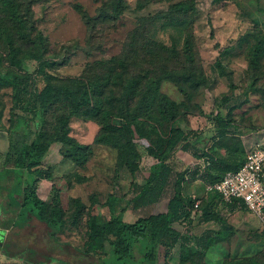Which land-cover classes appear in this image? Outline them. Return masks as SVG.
I'll list each match as a JSON object with an SVG mask.
<instances>
[{
    "label": "rangeland",
    "instance_id": "1",
    "mask_svg": "<svg viewBox=\"0 0 264 264\" xmlns=\"http://www.w3.org/2000/svg\"><path fill=\"white\" fill-rule=\"evenodd\" d=\"M109 1L0 0L2 71L20 76L23 86L34 92L40 85L36 71L40 60L54 61L52 70L61 77L82 79L87 76L98 83L114 103L111 106L106 102L101 110L90 105L82 107L70 120V134L75 142H53L45 157L44 166H52V176L40 180L41 196L51 203L54 182L62 190L67 224L59 234L60 243L50 237L44 221L32 216L28 223L14 225L10 220L15 219L14 212H2L0 263L61 264L68 261L94 264V258L83 255L77 247L87 240L90 220L109 217L111 212L106 205L94 204L92 195L97 194L103 203L108 194L115 191L118 197L116 212L125 207L133 195V181L143 182L157 160L149 147L160 146L158 128L169 138V146L173 149L169 161L184 173L183 179L180 185L169 187L159 202L138 209L129 207L124 219L131 221L141 214L165 210L169 197L180 190L187 198L203 202L208 198L206 186L212 183L201 157L204 143L199 144V148L192 146L191 151L184 150L182 137L189 129L200 131L206 127L205 113H225L224 95L248 94L249 101L236 109L233 117L249 149L264 142V0H192L194 11L169 18L165 14L170 4L179 0H126L127 8L119 15L110 10ZM77 4L95 18L91 23H86ZM12 6L18 7L24 27L12 17ZM33 26L36 28L33 37L40 31L45 38L43 42L23 36V32ZM188 28L194 34L193 60L186 57L183 49ZM10 35L21 47L35 51L36 57L29 63L28 73L17 72L7 60ZM260 40L263 49L254 65L252 54ZM173 67L177 71H189L190 75L176 78L175 74L168 73L160 83V93L180 103V118L172 123L159 122L147 110L145 101L151 84L145 82L146 76L161 75L164 68ZM133 77L142 81L133 84L135 94H131L129 105L123 104ZM11 106V87L0 83L2 153L9 145L14 118ZM60 107L55 106L48 112L46 128L51 134L57 130ZM115 112L119 116L134 115L142 134L126 142L118 129L120 147L95 142L101 126L111 123ZM120 121L124 120L115 118L117 128H120ZM120 149L127 158L138 163L136 175L118 164ZM28 176L26 173L24 177ZM4 185L0 179V202L3 204L7 199ZM221 215L229 223L223 238L219 243L212 239L207 253L198 255V264H264V218L245 208L231 212L225 207ZM188 225L184 222L180 227L186 229ZM203 225L196 218L190 231L201 233L207 229ZM173 251L178 252V247ZM174 255L178 257V253Z\"/></svg>",
    "mask_w": 264,
    "mask_h": 264
},
{
    "label": "trees",
    "instance_id": "2",
    "mask_svg": "<svg viewBox=\"0 0 264 264\" xmlns=\"http://www.w3.org/2000/svg\"><path fill=\"white\" fill-rule=\"evenodd\" d=\"M109 3L110 10L117 15L127 8L126 0H110ZM76 6L84 14L86 23L89 24L95 19L83 12L85 10L82 5ZM13 9H16L14 14ZM194 10L192 0H179L170 4L165 17L185 15ZM29 12L31 13L30 7H28ZM11 15L15 22L24 27L23 17L19 15L17 6H12ZM35 31L36 28L33 26L29 31H24L23 36L31 41L43 42L45 38L40 31H37L33 37ZM193 45L194 34L188 28L183 49L190 60H193ZM262 49L263 41L260 40L253 51L252 64L257 65ZM34 52L32 49L18 45L12 35L8 37L7 60L17 72L28 73L29 63L36 57ZM54 63L46 59L40 60L36 68L40 85L34 92L23 86L20 76L4 72L0 67V83L11 87V111L14 113L8 148L4 153L0 151V169L3 170L0 179L5 182L4 188L7 190L5 203L0 202V214L14 212L15 219L9 217L14 225L26 224L34 216L48 225V234L60 243L59 234L64 232L67 224L62 190L54 182L51 187V203L41 196L40 180L50 179L52 176V166H44L45 157L53 142L62 144L75 142V138L70 134V120L82 107L90 105L96 110H101L106 102L111 106H114V103L104 94L103 88L101 89L100 85L91 81L89 77L63 78L52 70ZM162 71L161 75L146 76L145 82L150 83L151 86L145 102L148 103V112L157 121L172 123L179 120L181 105L160 93V83L168 73L175 74L176 78L190 73L177 71L174 67L164 68ZM56 79L58 81H52ZM141 81V78L133 77L130 89L124 94L123 104L129 105L132 95L135 94L133 84H139ZM222 99L225 113L219 112L217 115L205 113L206 127L202 128V131L189 129L182 137L185 140L184 150L191 151L192 146L195 149L199 148V144L204 143L201 157L206 162V174L211 182L220 180L227 170L239 168L246 155L243 134L233 114L236 109L249 101L248 94L224 95ZM59 105L61 111L57 115V130L51 134L46 128L48 112ZM118 117L124 120L120 121V128H117L115 123V118L119 119ZM118 129L121 130L126 142H131L136 134H142V129L134 115L119 116L115 112L112 122L101 126L95 142L120 147L117 139ZM1 131L0 128V133ZM158 131L159 148L149 147L150 153L157 160L151 165L150 175L143 182L133 181V195L125 207L116 212L118 197L115 191L109 193L103 203L100 202L97 194L92 195L94 204L106 205L111 212L109 217L90 220L87 240L82 246L77 247L83 255L93 257L94 264H198V255L207 253L213 238L219 243L229 225L226 219L222 218V209L226 207L231 212L247 209L243 200L234 198L227 201L219 192L212 190L208 191V198L200 202L199 208L202 213L198 218L199 215L194 213V199L187 198L180 190L169 197L165 210L141 214L135 220H125L124 214L129 207L138 209L159 202L169 187L180 185V180L183 179L184 173L176 168L174 162L169 161L173 149L169 146L168 136L160 128ZM201 136L204 137V141ZM221 148L225 150L224 154L219 151ZM118 164L128 167L131 173L136 175L138 163L127 158L121 149L118 154ZM26 173L29 175L27 178L24 177ZM214 204L217 206L213 207ZM196 218L199 223L219 218L222 229L217 231L209 228L201 233H194L190 231V226ZM184 222L189 223L186 229L180 227ZM3 223L5 224L6 221ZM176 246L178 252L173 251ZM162 253L163 260H161ZM174 253H178L177 258ZM61 264L71 263L62 261Z\"/></svg>",
    "mask_w": 264,
    "mask_h": 264
},
{
    "label": "built area",
    "instance_id": "3",
    "mask_svg": "<svg viewBox=\"0 0 264 264\" xmlns=\"http://www.w3.org/2000/svg\"><path fill=\"white\" fill-rule=\"evenodd\" d=\"M230 201H244L247 209L264 218V142L257 143L246 152L244 162L237 169L227 170L223 177L206 186ZM200 202H195L194 213L200 214Z\"/></svg>",
    "mask_w": 264,
    "mask_h": 264
},
{
    "label": "crops",
    "instance_id": "4",
    "mask_svg": "<svg viewBox=\"0 0 264 264\" xmlns=\"http://www.w3.org/2000/svg\"><path fill=\"white\" fill-rule=\"evenodd\" d=\"M243 141H244V143H245V146H246V152L249 150V144H248V142L245 140V139H243ZM220 152L222 153V154H224L225 153V150L223 149V148H221L220 149ZM202 159H204V158H202ZM220 204V203H219ZM217 205L216 204H214L213 205V207H216ZM223 210V209H222ZM202 213V211L200 210V214ZM201 223H203L204 225V229L205 228H207V229H209V228H211V229H214V230H217V231H219V230H221L222 229V227H221V221L219 220V218H215V220H208V221H203V222H201ZM214 236H215V234H213Z\"/></svg>",
    "mask_w": 264,
    "mask_h": 264
}]
</instances>
